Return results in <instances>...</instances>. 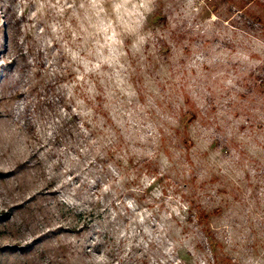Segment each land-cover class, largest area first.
Listing matches in <instances>:
<instances>
[{
	"label": "clouds",
	"instance_id": "obj_1",
	"mask_svg": "<svg viewBox=\"0 0 264 264\" xmlns=\"http://www.w3.org/2000/svg\"><path fill=\"white\" fill-rule=\"evenodd\" d=\"M22 2L38 51L51 56V62L45 61L47 74L70 77L61 84L65 99L86 105L93 127L100 122L89 149L107 148L120 137L151 140L155 146L147 174L152 179L148 187L158 193L153 211L160 220L149 242L159 264H170L173 249L184 251L185 264H194L184 247L195 246L190 209L205 205L208 185L217 178L243 182L255 165H264V90L246 84L250 69L264 65V29L218 26L215 17L204 15L207 0ZM165 8L164 19H172L162 33L150 21ZM164 47L170 51L157 55ZM23 54L31 65L33 58L26 50ZM149 57L156 66L146 77ZM185 106L196 123L187 127L183 148L164 151V138L185 127L179 125ZM141 165H131L136 171L122 172L119 182L142 181ZM248 207L244 202L241 215L231 219L227 243L235 264H264V255L251 245L240 247L236 239L251 225Z\"/></svg>",
	"mask_w": 264,
	"mask_h": 264
},
{
	"label": "rangeland",
	"instance_id": "obj_2",
	"mask_svg": "<svg viewBox=\"0 0 264 264\" xmlns=\"http://www.w3.org/2000/svg\"><path fill=\"white\" fill-rule=\"evenodd\" d=\"M207 4L204 15L215 17L218 26L228 23L244 31L264 29V0H207ZM168 11L165 8L153 17L150 26L166 32L172 19L171 15L164 19ZM0 21V40L14 35L19 44V48L14 45L16 49L0 45V264H159L154 245L149 242L160 220L158 212L153 211L158 193L148 187L152 179L146 169L152 168L148 157L155 146L151 140L141 143L123 137L124 144L116 154L123 164L117 173L110 168L114 176L101 170L98 163L91 167L95 154L86 150L78 157L63 148L62 155L53 145L58 112L51 106L38 109V104L40 98L59 105L58 99L64 97L61 84L70 77L47 74L45 61L51 62V56L39 52L29 34L31 21L22 0H0ZM5 21L11 22L14 31L4 27ZM19 50L29 53L31 65L27 59L9 65L8 60L16 58ZM169 51L164 47L157 55ZM148 64L146 77L153 74L156 61L149 57ZM136 79L134 76L133 83ZM246 84L256 91L264 90V65L250 69ZM71 104L77 108L75 112L90 121L85 116L86 105ZM195 123L192 110L185 106L179 120L180 127H185L164 138L163 150L183 148L187 127L191 129ZM129 158L134 159L133 165L142 163L145 175L139 182L120 183L122 172L136 171L128 166ZM254 187L259 199L252 198ZM208 188L203 207L209 212L219 208L221 212L205 226L189 222L195 246L186 243L184 247L191 251L194 264H235L227 238L233 231L230 221L241 215L244 202L249 205L252 221L236 233V239L240 247L251 245L255 253L264 255V183L250 185L246 178L240 182L220 177ZM232 191L241 200L235 199ZM163 211L161 205L159 212ZM222 211L227 214L222 215ZM188 215L191 218L193 212ZM208 231L217 240L214 247L206 242ZM170 255V264H185L184 251L173 249Z\"/></svg>",
	"mask_w": 264,
	"mask_h": 264
},
{
	"label": "trees",
	"instance_id": "obj_3",
	"mask_svg": "<svg viewBox=\"0 0 264 264\" xmlns=\"http://www.w3.org/2000/svg\"><path fill=\"white\" fill-rule=\"evenodd\" d=\"M3 25L10 32L12 30L14 31V27L10 21L9 23L5 21ZM5 44H9L8 47L13 46V48H15V45L16 48H19L18 40H16V37L14 35L7 36L3 40H0V45H2L3 47H7ZM18 60H26V57L22 53V50L18 51L16 58L14 57L9 59L8 63L9 65L16 64ZM58 100L59 105L58 103L53 102L47 103L46 101H42L39 98L38 104V109H44L45 107L51 106L53 107V109H55V111L58 112V116L55 117L56 120L58 118V121L56 122L55 126L53 145L61 151L62 155H64V152L62 151L63 148H65V150L66 148H68L69 151L74 152L78 157L82 155L81 153L83 152V150H86L88 154H95L93 160L90 162L91 167H96V164L98 163L101 167V170L108 171L111 176L113 175V171L110 168H115V171L117 173V171H119L120 169L119 166H122L123 161L122 159L118 158L116 154L121 150L122 145L124 144V138L120 137L115 144L107 147L105 151H101L99 148H95L94 151L89 149V141L90 139L95 137L98 131V127L93 128L92 123L84 116H81V114H79L78 112H75L77 108L73 104H68L67 100L64 97H60ZM60 107L63 109V111ZM28 126L30 130L34 129V125H32V123L29 122ZM112 162H114L113 165H111ZM127 163L131 168V165L134 164V159L129 158L127 160ZM148 168L149 167H146L147 171L149 170ZM246 179L249 180L250 185H252L254 182H256L257 184L264 183V165L257 164L254 172H248L246 174ZM257 186L260 187L259 185ZM232 194L235 199L241 200V196L237 192L232 191ZM254 194L255 195H253L252 198L259 199L256 187H254ZM190 212H193V215L189 220L190 223H193L197 226H205L209 223L212 217L219 215L221 211L219 208H215L214 210L209 212L203 206L199 208L197 206H194L190 209ZM205 238L207 244H209L211 247H214L213 241H215L216 238L213 236V234H210V232L208 231Z\"/></svg>",
	"mask_w": 264,
	"mask_h": 264
}]
</instances>
